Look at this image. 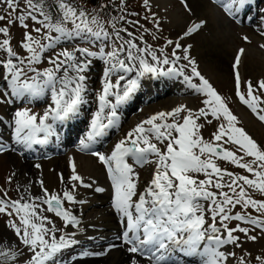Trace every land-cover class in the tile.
I'll return each mask as SVG.
<instances>
[{
    "label": "snow or ice",
    "instance_id": "6c2138e0",
    "mask_svg": "<svg viewBox=\"0 0 264 264\" xmlns=\"http://www.w3.org/2000/svg\"><path fill=\"white\" fill-rule=\"evenodd\" d=\"M19 2L20 0H0L10 12H18ZM25 2L26 14H18L9 23L18 22L26 29L20 47L28 53L27 63L13 50L9 39L0 41V50L5 51L8 57L0 62V77L6 82V89L11 90L10 93L7 90L0 91V97L4 98L0 99V103L7 102L9 95L40 97L46 90H50L51 104L43 115L33 114L28 109L14 112L11 119L15 145L28 150L33 145H46L49 138L55 135L53 123L49 121L64 122L79 113L87 103L85 73L93 58L103 60L107 67L103 73L102 90L97 96L98 110L91 120L86 139L80 141L82 152H87L97 138L103 137L108 129L117 125V106L135 93L142 78L148 75L183 77L187 87L205 97V107L194 111L186 105H180L168 112H158L129 131L124 139L115 144L110 155L96 151H91L90 154L107 168L111 179L114 189L112 207L125 224L122 242L129 245L127 251L134 257L129 264H141V259L147 264H177L175 255L191 258L197 264H230L229 257H234L235 253L228 251L225 246L240 247V236L236 233L243 234L253 242L257 240L255 235L250 234L249 228L241 226L242 224L264 232V219L241 212L233 214V210L239 206L242 210L254 209L264 216V200H256L248 193V189H252L264 195V148L245 129L238 126V117L198 70L196 61L189 54L191 45L182 46L179 40L168 39L166 45L158 50L150 45L140 46L135 42L133 33L127 29H117L115 22H112L114 41L119 42L118 47L113 42L111 51L105 52L102 46L98 53L89 51L88 48H74L72 51L64 49L48 58L51 67L40 71L33 65H39L44 58L43 54L54 49L62 40L108 41L113 37L98 15L90 16L67 0H58L60 17L57 22H53L52 17L38 2ZM246 2L247 0H232V3L222 6L229 16H233L243 10ZM144 5L150 7L149 0H144ZM185 7L187 8L186 3ZM38 16L42 19H38ZM5 19H8L7 15H0V21ZM29 19L41 25L34 31L42 38L27 31L26 21ZM119 20L126 21V16L121 15ZM152 22L159 30L160 21L155 15L152 16ZM68 23L72 25L71 29L66 26ZM205 23L206 21H200L187 27L180 39L195 34ZM121 32H125L129 38L124 39ZM0 33L5 37L9 36L7 27L0 28ZM243 39L250 43L247 36ZM168 46L172 47L170 55L165 51ZM259 47L264 49V44ZM181 49L182 53L177 54ZM244 55L245 49H238L233 62L236 96L264 122V97L255 94L257 91L264 92V79L255 86L250 80L242 82L239 67ZM181 60L187 61V64L176 67ZM161 65L170 66L165 71ZM186 68L190 69L191 75L185 74ZM27 72H32L33 75L24 79ZM132 73H135V78L129 79L125 75ZM116 74L119 75L113 83L111 77ZM194 79L198 83H194ZM121 81H126L122 92ZM242 83L247 88L246 95L241 92ZM113 96L115 103L110 100ZM209 116L222 120L212 134V141L203 138L200 133L204 124L198 123L203 119L211 124ZM221 141L223 144L238 146L242 155L216 143ZM6 150L0 145V154ZM152 157L155 159H151ZM245 157H250L251 160H246ZM216 159L230 162L254 178L221 169L215 162ZM150 162L155 164L152 179L138 195L139 177L134 172L133 163L144 165ZM36 167L39 168L40 165L37 164ZM71 169L70 179L78 184L73 183L71 191H64L62 197L49 193L41 180L42 197H29L27 200L23 196L18 200L0 198V214L10 217L16 214L19 218V225L10 220L7 226L31 252L28 264H63L60 258L63 251L80 243L74 238L75 233H65L57 238L55 233L58 229L54 225L47 227L53 222L41 214L44 211L41 205H46V210L59 217L65 227L75 228L80 225L77 216L64 209L63 202L76 203V188L90 185L84 183L77 173L74 160L71 162ZM201 175L205 178L198 179ZM61 180L63 181L62 176ZM225 188L228 191H224ZM96 191L102 192L103 189L97 188ZM233 221L238 223L229 227ZM82 255L86 257L90 253L84 252ZM9 256L14 260L16 253L0 250V257ZM137 256L141 259H136ZM257 260L259 264H264V258L257 257ZM238 264L246 262L241 258Z\"/></svg>",
    "mask_w": 264,
    "mask_h": 264
},
{
    "label": "rangeland",
    "instance_id": "374dc122",
    "mask_svg": "<svg viewBox=\"0 0 264 264\" xmlns=\"http://www.w3.org/2000/svg\"><path fill=\"white\" fill-rule=\"evenodd\" d=\"M231 1V0H230ZM230 1L226 2H220L217 6L210 3L212 8L215 9L214 16L217 19L216 21L220 20V17L217 13H220L222 16L220 30L222 38L220 41H216L213 37V33L211 32V29L209 26H204L197 35L193 34L191 36L185 37L183 39H180L183 33H180L183 28L181 25L180 27L173 26L168 20L169 15L172 14L173 17H176L178 22H181L184 24L185 17H195L196 12H193L190 8V5H188L187 0H164V4L161 5V3H157L154 0H149V6L146 7L144 5V0H103V2H108L109 7L107 9H102L100 7L93 6L92 4L88 3L87 0H67L68 3H70L72 6L76 7L78 10H84L88 14L91 15H98L101 23L104 25L105 29L108 31L110 36L113 37L112 40L108 41H82L79 39H73V40H62L54 49L49 50L47 53L43 54L42 62L39 65H33V67H37L40 71H43L45 67H51V65L48 63V58L53 56L56 52H59L61 50L67 49L68 51H72L74 48H88L89 51L92 52H99L100 47H104L105 52H109L112 50V44L113 42L116 43L117 47L119 46L118 41H114V32L112 28V22H115L117 29H127L128 32L133 33V36L135 37V42L140 46L150 45L154 49H160L161 47H164L166 45V41L168 39H171L173 41L179 40V42L182 44V46H188L195 44L199 46L201 52L210 53V55L215 56V58L221 63V66L224 68L220 69L217 67L215 62L211 61L209 64H207L208 60H203L202 62L199 60L194 59L193 53H192V46L190 48V57L194 59L197 63L198 70L201 72L202 75H204L210 83L214 86V88L217 90V92L224 98L225 103L227 104L228 108L232 111L234 115L238 117L239 120V127H242L245 129V131L262 147L264 148V122H261L255 114H253L245 105H243L238 97L236 96V87H235V80H234V70H233V62L234 59H232V54H237V50L240 48L245 49V55L242 58V63L239 67V72L242 78V82L251 81L252 84L255 86L258 81L264 79V49H261L259 45L264 44V35H261L262 32H264V22L262 19L264 18V0H258L259 12H257L259 16H254V18L249 19L247 22H238L236 23V26L234 29H231V26L229 25V20H232L228 17V14L225 12L223 8H221V5L228 4ZM201 6L203 9H205L204 5L207 0H201ZM185 3L187 4V8L185 7ZM205 3V4H204ZM58 4V3H57ZM102 5V4H101ZM161 8H160V6ZM235 7V5H234ZM123 9V11H122ZM188 9H191L189 11ZM251 10V8H249ZM258 10V8L256 9ZM55 12V11H54ZM54 12L49 11L47 13L50 17H52L53 22H57L60 17V10L57 8L56 16H54ZM18 14H26V2L25 0H20L18 5V12H10V10L3 4L0 3V15H7L8 19H5L4 21H0V28L7 27L9 30V36L5 37L2 33H0V41L7 38L10 40L11 47L15 52L18 53L21 59H24L27 63V56L28 53L23 50L20 45L23 42V35L26 29L21 27L18 22L15 23H9V20L17 16ZM53 14V15H52ZM121 15L126 16V21H120L119 17ZM155 15L156 18L160 21L159 24V30H157L156 26L152 22V16ZM252 15L249 13H245V18L250 17ZM147 17V19H146ZM38 19H42V17L38 16ZM175 20V21H176ZM127 21H131L133 23H128ZM138 21V23H134ZM228 24H226V23ZM26 23L28 24L27 31L30 32L33 36L37 38H42L40 34L36 33L34 31L35 28L41 27V25L36 24L32 20H27ZM256 23L259 28L256 30H253L250 28V26ZM69 29H71L72 25L68 23L66 25ZM185 26V25H184ZM246 29H251L253 32H249ZM250 30V31H251ZM263 30V31H262ZM235 31V32H233ZM260 33V34H259ZM45 34H47L45 32ZM51 35L55 36L56 33H51ZM121 36L124 39H128L129 37L125 32H121ZM247 36L250 43H246L243 39V37ZM143 38L142 40L140 38ZM155 37V38H153ZM47 43V41H44ZM227 42V43H226ZM259 43V44H258ZM165 51L171 54L172 47L168 46L165 47ZM182 49L178 50L177 54H181ZM159 54V53H158ZM79 56V53H77ZM7 54L5 51L0 50V62H3L7 59ZM82 59V58H81ZM149 61L151 62L150 57H148ZM210 59H212L210 57ZM214 59V57H213ZM15 62V61H14ZM187 61L181 60L176 67H181L183 65H186ZM213 64V65H211ZM170 65H161L160 67L163 70H167V68ZM107 65L103 60H100L98 58H93L92 63L88 71L85 73L87 76V79L90 81L88 83L87 88V103L85 104L84 108H82L77 115L73 116L72 118L76 120L80 115H82V120L78 124L80 126L79 133L83 135V128L86 129L91 122L94 113L98 110V100L97 96L102 90V86L104 83V76L103 73L106 69ZM215 67V68H214ZM89 74V75H88ZM186 75H191L190 69H185ZM33 75L32 72H27L24 79H29ZM71 75V73H70ZM119 74H116L111 77L112 82L115 83L116 79L118 78ZM127 78L130 79L129 76H133L135 78V73L132 74H126ZM142 85H145L150 93L148 94L146 91L143 90H136L137 96L132 95L130 97V102L127 103L124 106V112L126 114L124 115L122 120H118V125L116 128L108 129L106 131V135L104 138H101L99 142L97 143V146L93 148V151L99 152L104 155H108V146L109 144L116 143V138L122 133L127 134V129L131 128V125L133 123L140 124L142 121L148 119L146 117V111L151 108L152 106H164L170 104L172 108H167L168 111L173 110L175 107L183 105V104H177L176 101H181L183 99L185 101V105L194 111L199 110L200 108L205 107L203 104V100L205 97L197 93L194 89H191L187 87L185 84L183 77H174V76H145L141 79ZM126 81H121V89L123 90V85ZM194 83H198V80L194 79ZM148 85V86H147ZM7 90L10 93V89H6V82L3 81L2 77H0V91ZM135 91V92H136ZM241 92L246 95L247 88L242 83L241 86ZM181 94V95H180ZM258 96L264 97V92L257 91L255 93ZM50 90H46L45 93L40 97H28L25 96L26 99L29 98V101L32 104V107L30 108L29 103L24 104L25 101H21L16 104L11 103V95L7 97V102L0 103V118L3 120H0V127L5 125V123L10 125V128L12 129L14 127L13 121L10 115L7 113H12V117L14 116V112L17 110H25L28 109L31 113L37 114V115H43L44 111H46L50 104L51 100L49 98ZM133 97V98H132ZM24 98V100H26ZM145 98V99H144ZM0 99H4L3 97H0ZM110 100L112 103H115V97H110ZM144 100V101H142ZM38 103H34V102ZM97 105V106H96ZM83 107V106H82ZM165 112V111H164ZM118 117L120 116L119 113ZM183 115V114H181ZM208 119L212 120L211 124L206 123L203 119L198 121V123L204 124V127L201 129V135L206 141H212L213 136L212 134L216 132L217 128L219 127V124L222 122V120H215L211 116L208 117ZM106 122V121H105ZM64 123V122H63ZM78 123V122H77ZM76 122L73 121L71 126H75ZM135 128V126H134ZM131 128L129 131H131ZM11 129H8L7 133H11ZM226 139V137H225ZM78 140V139H77ZM76 140V141H77ZM7 142V141H6ZM4 142L5 144H7ZM153 142H156L153 140ZM0 145L4 146V143L0 141ZM223 144V141L216 142ZM75 144V143H73ZM70 144L66 147H64L61 151L55 152L54 154H51L46 157H40V155L33 156L31 153L35 152L36 154L39 153L38 148H36L34 151L27 152V155H24V150L18 147L13 148L15 145L14 139L11 140L10 147H6V151H4L2 154H0V198H4L7 200H18L22 196L25 200H27L29 197L35 198V197H42L43 196V190L40 186V181H38L36 184V188L34 191L30 194L25 193V187H20V183L17 178L16 173V167L17 165L13 163V161L8 157L7 153L8 151L12 149L11 154L14 155L17 158L18 162H21V160H29L33 162V164H30V167L32 168V172L35 173V176H39L40 174V167L42 166L43 162L50 164L51 170L49 171L50 175H48L46 178H44L45 186L44 188L48 190L49 193H56L62 197L63 192L66 190L60 189V185L62 184L61 176L63 177V181L66 180V182L69 183L68 191H71L72 184L78 182L71 181L70 177L72 175V172H67L68 169H70V166L67 164L74 155H79L80 160H77V163L79 164L80 161H83V159L87 160V158H90V170L89 176H84L83 172L81 173V177L83 178V181L85 179L88 180V183L84 181V183L89 184L90 187H88L89 192H85L86 194L82 197L81 200L86 202L88 205L84 209H79L77 206L78 198H76V203H69L67 201L63 202V207L65 210L71 212L72 209L77 208V215L80 220V225H90L91 222H94L95 220L99 219L101 216L113 214V207H112V199L113 197L111 194H114V189L112 188V182L110 177L105 172V166L101 164L100 162H97L95 159V156H92L90 152L88 153H82L80 149L74 148V145ZM61 145H67V141L61 142ZM72 145V146H71ZM163 147L162 145H160ZM35 147H39L35 145ZM33 147V148H35ZM223 147L233 151L237 155H242V152L238 150V146L232 145L231 143L223 144ZM10 148V149H9ZM32 150V149H31ZM47 151V150H46ZM55 159L60 160L57 166L54 165L53 162ZM246 160H251L250 157H245ZM75 160V159H74ZM215 162L217 165L224 170L231 171L237 175H247L249 178H254L246 172L243 169H240L236 167L235 165H232L230 162H226L220 159H216ZM132 163V161H130ZM39 164L40 167L37 168L36 165ZM100 164V165H99ZM32 165V166H31ZM82 165V164H81ZM145 165H136L133 163L134 172L138 174L139 177V183H138V195L140 193L141 185L144 182V179L146 177L145 174ZM53 166L55 167L53 169ZM62 167V168H61ZM61 168V169H60ZM48 172V171H47ZM92 176V177H91ZM65 177V178H64ZM88 178H93L95 181H90ZM202 175L198 177V179H204ZM39 179L40 178H36ZM227 179V177H225ZM19 183V184H18ZM81 186H78L74 192L75 197L78 194H81ZM97 188H102V192L96 191ZM22 189V190H21ZM24 189V190H23ZM62 190V191H61ZM213 191H216L215 189H212ZM224 191H228L227 188L223 189ZM112 191V193L110 192ZM249 195L252 196V198L256 200H264V195L260 194L259 192H255L252 189H248ZM6 194V196H5ZM135 199V198H134ZM76 206V207H75ZM41 207L44 209V211L41 213L42 215L46 216L49 220H51L53 223L47 225V227H52L53 225L58 229V231L55 233L56 237L59 238L60 235L65 234L67 232L68 227H65L64 222L57 217L54 213L48 212L46 205H41ZM235 212H241L242 214L251 215L254 217H258L260 219H264V216H261L258 212H256L254 209L248 208L247 210H242L239 206H237L233 210V214ZM82 213V214H81ZM76 214V212H75ZM111 218V217H110ZM12 220L18 225L20 224L19 218L16 214H13L11 217L6 214H0V250L4 251H10L16 253V258L13 260L11 256L9 257H0V264H28L29 258L31 256V252L25 248L19 238L14 234L13 230L10 229L7 225L8 222ZM110 222L112 224L115 223L114 228L117 230L124 229V222L121 217L115 216V214L112 215V218L110 219ZM109 222V223H110ZM238 222H231L229 224V227H234ZM219 226V225H218ZM241 226L249 228L250 234L255 235L257 237V240L255 242L247 239L244 237L241 233H236V235L240 236V247H236L234 245H227L225 248L235 253V256L229 257L230 264H238V260L243 258V260L246 262V264H259V261L257 260V257L264 258V232H261L259 229L254 228L251 225L242 224ZM123 228V229H122ZM121 232H118L116 238L120 241L121 244H123L121 236ZM99 236L96 237V235ZM91 237H88L90 240H83L80 241L81 245H75L72 247V252L66 256L64 252L61 255V259L63 263L70 264L72 259L76 256L74 254H80L81 252L87 251L90 253L89 257L91 258L92 254H95L98 251H101L103 249L108 250L111 249L112 246L109 243L99 242L96 241V243H93L94 240H102L109 237H112L113 234H116L114 231L108 230L107 228L102 230V232H98ZM126 247H129V245L123 244ZM122 245V246H123ZM110 246V247H109ZM109 247V248H108ZM90 248V249H89ZM97 258H103V255L96 254ZM73 256V257H71ZM138 257V256H137ZM141 259L140 257H138ZM185 257H183L184 259ZM185 260V259H184ZM188 264H197V261L191 260L186 261ZM141 264H147L146 261L141 259Z\"/></svg>",
    "mask_w": 264,
    "mask_h": 264
},
{
    "label": "bare ground",
    "instance_id": "6f19581e",
    "mask_svg": "<svg viewBox=\"0 0 264 264\" xmlns=\"http://www.w3.org/2000/svg\"><path fill=\"white\" fill-rule=\"evenodd\" d=\"M154 1L157 2V3H161V5L164 4V0H154ZM200 1L201 0H187V3H188V5H190V8L192 9V11L193 12H196L195 17H193L194 15H192V17L191 16L190 17H187V16L185 17V20L184 21H188V22H185L184 24L182 23V21L181 22H178L177 20L179 18L177 19L176 17H173L172 14L169 15V20L168 21L171 24H173V26H176V27H180L182 25L183 28H181L182 30L180 31V33L185 32L186 28L192 26L194 23H197V22H200V21H206V23L204 24V26H206V27L209 26L210 29H211V32L213 33V37L215 38V40L216 41H220L221 38H222V35H221L220 30H218V29L220 28V24L221 25L223 24V23H221V19H222L221 17L222 16H220L221 15L220 13H217L218 16L220 17V20L216 21L217 20L216 19L217 17L214 16V13L216 12L215 9L212 8L211 5L209 3H207V2H206V4L204 3L205 4L204 5L205 9H203L202 7H200L201 6V2ZM248 1L249 2H246V5H245L244 8L247 7V8H251L252 9L253 8L252 5H253V3H254L255 0H248ZM160 8H161V6H160ZM256 11L257 10H255L253 12H256ZM262 21L264 22V18L262 19ZM226 24H228V23H226ZM229 25L231 26V29L232 28L234 29L235 25H233V22L232 21L229 22ZM203 27L198 32H196L195 35H197L199 32H201V30L204 29ZM250 28L253 29V30H256L257 28H259V26L256 23H253L250 26ZM251 29H246V30L249 31V32H253V30H251ZM233 32H235V31H233ZM191 46H192L191 49H192V53H193L194 59L199 60L201 62L203 60H208L207 64H209L213 60L215 62V64L217 65V67L219 68V70H221V69L224 68L223 67L224 65L221 66V63L215 58V56L210 55V53L208 54L206 52H204V53L201 52L199 46H197L195 44H192ZM235 55L236 54H234V53L232 54V57H233L232 59H234ZM210 57L212 59H210ZM213 57H214V59H213ZM211 65H213V64H211ZM220 66H221V69H220ZM88 83H90V81L87 79V85H88ZM140 89L143 90V91H146L148 94L150 93L149 89L145 85H142V81L141 80H140V86L138 87V90H140ZM133 95L134 96H137V91ZM34 103H36V101ZM176 103L177 104H183V105H185V101L183 99H181V101H176ZM84 106L85 105H83L82 108H84ZM167 108H172V106H170V104L164 105V106H152L151 108H149L146 111V115H147L146 117L150 118L152 115H154V114H156L158 112H161V111L168 112ZM7 113L10 115L9 117H12V113H9V112H7ZM73 120H74L73 118H70L69 120L64 121V123L63 122H59V121H56V122H52L51 121V123H53V129H54V131L55 132L57 131L58 132V137L61 138V142L67 141V143H68L69 140L72 139L73 136L78 131V129L80 127V126H78L79 122L76 123V124H74L75 126L73 127V126H71V124L73 123ZM136 125H137V123H133L131 125V128H134V126H136ZM131 128L127 129L126 131L129 132V130ZM8 129H11V128H10V125L7 124V123H5V125H3V126L0 127V141H2L3 143L7 141L6 142L7 144L4 143V146H6V147H10L11 140L13 139V128L11 129V133L10 134L7 133ZM89 131H90V127L89 128H86L85 136L81 140H85L86 139L87 133ZM42 135L43 134H41V136ZM126 135L127 134H122L121 133L116 138V141L115 142L118 143L121 139H124L126 137ZM116 143L109 144V146H108V153H107L108 155H110L111 152L114 150V146H115ZM37 146H39V150H40V147H42V145H37ZM43 146H45V145H43ZM33 147H35V145H33ZM33 147H32V150H33ZM20 148L22 150H25L23 148V146H20ZM77 148L80 149V143L78 144ZM27 150L28 149H26V151ZM11 151H12V149H11ZM11 151L9 150L8 151L9 153H7V155L13 161V163L17 165V167H16L17 178H18V180H20L19 181V183L21 184L20 187H25V193H28V194L32 193L34 191V189L36 188V186H37L36 183L38 181H41L42 180L43 181V185L45 186V183H44V180L43 179L46 178L48 175H50V173H49V171L51 170L50 164L48 165V163L43 162L42 166L40 167L41 169H40L39 176H35V173L32 172V168L30 167V164H33V162H31L29 160H26V159L21 160V162H18L17 161V158L14 155L11 154ZM45 152H47V151L42 150V153H45ZM24 155H26V154H24ZM73 155L74 156L72 158H70L69 159L70 161L67 163L70 166V169H68L67 172H72L71 162L75 159L74 161H75V164H76L77 173L81 176L82 175L81 173L83 172L84 176H89V171H91L90 170V167H89L90 166V158H87V160L83 159V161H80L79 164H78L76 159H79L80 156L79 155H76V154H73ZM96 158L97 157H95V159ZM151 159L154 160L155 158L152 157ZM96 161L99 162L98 159H96ZM28 162L30 164H28ZM59 162H60V160L55 159L53 162H49V163H51V164L54 163V165L57 166ZM54 168L55 167L53 166V169ZM154 169H155V164L154 163H151L150 162V163H147L145 165V174H146V177L144 179V182H142L143 184L141 185V189H140L141 191H140V193L145 189V187L148 185V183L152 179ZM104 170L107 173V168L106 167H105ZM107 175H108V173H107ZM36 178H40V180L39 179H36ZM88 179L90 181H95L93 178L92 179L91 178H88ZM84 181L86 183H88V180L87 179H85ZM59 187L62 190H67L69 188V183L66 182V180H64V181H62V184ZM80 188H81V191L82 192H81V194H78L76 196V198L79 199L78 202H77V204H78L77 207L81 210V209L86 208L87 205H88L86 202H84L81 199L89 191L87 189L88 187L81 186ZM111 196L114 197V194H111ZM77 211H78L77 208H74V209H72L71 212L74 215H77ZM75 212H76V214H75ZM113 214H115V216H117V217H120V215L117 214L115 211H113ZM113 214H110L109 213V215L101 216L99 219L95 220L94 222H91L90 225H84V224H82L81 226H79V227L77 226L75 228H73L71 226L68 227L66 233H75V237L74 238L77 239L78 241H83L86 238H87L86 240H90L91 241V239H88V237H91V235L95 236L94 235L95 233L102 232V230H104V229L107 228L108 230L114 231L116 234H113L112 237H109V238H106V239L94 240L93 243H96V241H99V242L109 243L111 246L117 245L116 247H112L111 249H108V250L103 249L101 251H98L95 254H92L91 255V258L89 257V255L85 257L82 254L80 256H76V257H74L72 259V261L70 262V264H129L130 260L133 259L134 257H133L132 254H130L127 251V248L128 247H126L125 245L121 244L120 241L116 238L117 236H115V235H117L118 232H121V230L120 229L119 230L115 229L114 228L115 223L112 224L110 222V219L112 218V215ZM77 218H78V216H77ZM122 231L123 232L125 231V224H124V229ZM123 232H121V236H122ZM97 236H99V233H98V235H96V237ZM79 244H77V245H79ZM72 250L73 249L70 248V249L64 250L63 252H64V254L66 256H68L72 252ZM97 253L103 255V258H97V257H95V256H97L96 255ZM175 256H179V255H175ZM135 258L136 259H139L138 257H135ZM184 259L186 261H188V262L192 260L191 258H184ZM184 259H183L182 256H179V258L176 260L177 261V264L178 263L179 264H188L187 262H185ZM63 264H67V263H63Z\"/></svg>",
    "mask_w": 264,
    "mask_h": 264
},
{
    "label": "trees",
    "instance_id": "16d2710c",
    "mask_svg": "<svg viewBox=\"0 0 264 264\" xmlns=\"http://www.w3.org/2000/svg\"><path fill=\"white\" fill-rule=\"evenodd\" d=\"M34 3H39L40 5L43 6V10L46 12V13H49V11H52L54 12V16H56V13H57V3H58V0H33ZM88 3L92 4L93 6H98L102 9H107V7H109V4L108 2H103V0H87ZM102 4V5H101ZM104 6V7H102ZM53 15V14H52Z\"/></svg>",
    "mask_w": 264,
    "mask_h": 264
}]
</instances>
